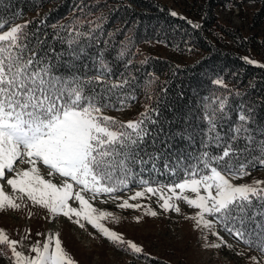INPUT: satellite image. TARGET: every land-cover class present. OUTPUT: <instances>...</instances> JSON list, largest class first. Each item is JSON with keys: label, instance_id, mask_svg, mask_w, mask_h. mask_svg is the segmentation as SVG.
<instances>
[{"label": "snow or ice", "instance_id": "1", "mask_svg": "<svg viewBox=\"0 0 264 264\" xmlns=\"http://www.w3.org/2000/svg\"><path fill=\"white\" fill-rule=\"evenodd\" d=\"M80 7L82 16L72 23L50 25L51 39L40 27L29 31L28 23L0 20V180L12 189L8 194L0 184V211L20 210L27 201L46 209L53 219L66 217L81 229L90 225L122 250L141 255V246L102 222L117 220L113 213L92 203L102 196L107 197L104 202L120 201L117 193L135 182L142 190L131 200L151 194L164 211L177 213L181 209L176 201H183L198 210L190 217L198 229L214 232L219 225L245 245L264 251V181L233 183L255 167L245 154L258 149L264 165V104L245 100L246 93H229L234 102L217 96L212 103H201L193 119L168 122L167 130L160 126L158 108L127 122L104 115L106 110L124 111L136 99L127 94L135 80L128 71L132 61L125 60L126 46L108 58L113 46L100 39L104 18L90 19L83 0ZM213 83L226 87L221 78ZM173 123L178 126L173 128ZM39 165L61 182L45 178ZM165 175L167 182L155 178ZM117 206L143 207L127 199ZM146 214L158 215L152 210ZM214 234L220 243L209 247H231ZM22 243L0 229V246L10 256L0 255L14 264H76L59 233L31 245L35 255L19 251Z\"/></svg>", "mask_w": 264, "mask_h": 264}, {"label": "trees", "instance_id": "2", "mask_svg": "<svg viewBox=\"0 0 264 264\" xmlns=\"http://www.w3.org/2000/svg\"><path fill=\"white\" fill-rule=\"evenodd\" d=\"M240 1L241 3L236 0H207L199 27L184 18L172 16L168 7L154 0H83V4L88 6L85 12L92 13L90 19L104 18V35L100 39L109 41L113 46L108 58L111 60L115 57L122 47L127 48L125 60L132 61L128 65V71L135 78L134 86L127 90V94L136 97L129 101L127 109L136 103L146 109L158 108L161 113L158 118L162 122L160 126L167 130L168 122L193 119L199 114L201 103H212L217 96L246 93L245 100L264 104V68L247 64L236 51H246L252 47L250 40L245 39L238 30L222 26L216 16L219 7L258 4L261 9L254 23L255 27L260 28L264 23V0ZM80 5L81 0H0V20L13 24L42 11L43 14L27 22L28 30L34 31L40 27L49 33L48 38L51 39L53 29L50 25L57 22L68 25L74 18L81 17ZM217 30H221L231 40L234 49L212 43L210 36ZM109 33L112 35L109 36ZM149 43H162L180 54L202 51L205 55L192 64L177 65L170 60L141 52L140 47ZM100 47L103 48L104 44L101 43ZM217 78L223 79L226 87L214 84L213 81ZM204 97L209 99L205 101ZM229 100L234 102L232 96H229ZM260 115L264 119V107L260 109ZM235 118L233 114V119ZM177 126L176 123L172 124L173 128ZM258 151L255 149L250 155L245 154L255 165L249 171L264 167L259 163ZM144 175L148 179L151 174ZM155 178L168 181L166 175ZM132 187L139 185L130 182L129 188ZM246 246L264 254L256 246Z\"/></svg>", "mask_w": 264, "mask_h": 264}, {"label": "rangeland", "instance_id": "3", "mask_svg": "<svg viewBox=\"0 0 264 264\" xmlns=\"http://www.w3.org/2000/svg\"><path fill=\"white\" fill-rule=\"evenodd\" d=\"M168 7L171 12H176L181 18L186 19L192 25L202 24L203 6L207 0H154ZM241 3L240 0H236ZM261 7L254 3H245L240 6L231 4L219 7L216 16L219 23L227 28L238 30L245 39L251 42L246 51L236 50L243 58L247 57L257 62L258 66L264 64V23L259 28L255 27L254 19ZM43 14L39 11L29 15L25 20L13 24H25L31 18ZM210 39L214 45L234 49L231 40L221 30H217ZM141 52L147 55L170 60L177 65H189L200 60L205 53L202 51L187 52L180 54L162 43H149L140 47ZM146 110V107L136 103L133 107L124 111L106 110L103 114L113 117L122 122L135 120ZM21 168L27 165L19 164ZM41 173L45 178L53 179L60 183L58 176L48 177L47 168L39 165ZM7 175H11L6 173ZM264 181V167L250 171V175L234 179L235 184L252 183L253 181ZM4 191L12 194V189L5 180H0ZM142 190V189H141ZM136 191L117 193L120 201L104 202L107 197H99L92 201L100 210L113 213L117 220H105L106 227L123 235L125 240L135 242L144 249L141 255H134L122 250L111 241L104 238L90 225L81 229L68 218L58 216L53 219L46 209L33 206L30 202L27 207L20 210L0 211V229H3L10 239L23 241L18 250L25 255H35L30 252V246L39 241H45L49 233H59L63 246L71 255L76 264H264V255L251 251L237 241H229L223 232L217 227L214 232L231 247L213 248L209 245L220 243L214 232L206 229H198L196 221L190 217L197 214V209L188 206L183 201H176L181 211H164L156 196L147 194L139 200H131L130 197ZM193 196L194 194L186 193ZM129 203H140V209H121L117 206L123 200ZM72 203V202H70ZM73 206H78L73 203ZM156 211L157 216L147 215L149 211ZM137 217L140 220L137 221ZM211 219V217H209ZM30 230V235H29ZM41 233L42 235H38ZM233 242V243H232ZM0 252H8L6 247L0 246ZM242 253V254H238ZM10 256V252H8ZM0 264H14L12 259L0 255Z\"/></svg>", "mask_w": 264, "mask_h": 264}]
</instances>
